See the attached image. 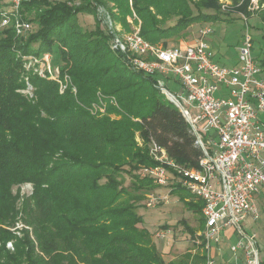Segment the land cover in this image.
Here are the masks:
<instances>
[{
	"label": "trees",
	"instance_id": "trees-1",
	"mask_svg": "<svg viewBox=\"0 0 264 264\" xmlns=\"http://www.w3.org/2000/svg\"><path fill=\"white\" fill-rule=\"evenodd\" d=\"M229 1L228 9L222 0L20 1L17 17L32 24L29 35L17 33L15 15L0 27V264L205 263V251L192 263L190 255L166 261L150 231L139 226L140 202L157 187L136 174L158 163L150 146L189 167L198 166L202 150L157 77L132 69L112 49L98 15L106 8L127 31L140 20V34L164 44L194 23L232 21L234 10L246 22L255 15L263 36L255 59L264 73V0L256 10L252 0ZM9 7L0 0V21ZM81 13L94 16V29L80 24ZM45 53L59 62L63 92L58 80L39 74L38 62L27 66V57ZM102 100L107 112L97 115L91 107ZM121 172L132 176L129 186ZM26 182L33 192L22 199L13 187ZM173 186L171 193L204 224L203 201Z\"/></svg>",
	"mask_w": 264,
	"mask_h": 264
},
{
	"label": "built area",
	"instance_id": "built-area-1",
	"mask_svg": "<svg viewBox=\"0 0 264 264\" xmlns=\"http://www.w3.org/2000/svg\"><path fill=\"white\" fill-rule=\"evenodd\" d=\"M20 1L3 10L0 27L8 25L15 15L17 33L25 34L32 24L17 17ZM100 10L112 35V49L123 53L132 69L156 76L157 87L165 95L170 92L175 97L202 150L198 166L189 167L177 163L154 143L150 154L158 163L143 165L142 176L151 178L157 187L180 184L195 199L203 201L206 264L215 263L211 244L218 242L222 230L229 226L239 236L232 245L234 253L241 252L246 264H261L256 234L248 233L243 226L246 217H258L257 195H264V76L253 54L252 34L247 29L238 48L239 63L227 66L214 59L215 53L207 41L212 33L210 27L201 28L196 41L162 46L145 39L139 29L120 36L110 14ZM27 58L31 59L30 65L43 62L46 70L39 69L40 75L49 74L60 80V70L53 74L49 53L40 59ZM65 78L70 81L68 75ZM173 82L178 83L176 91L166 86ZM65 87L61 83L62 92ZM105 108L104 100L91 107L92 111ZM170 193L171 189L164 194L148 191L147 207L168 203ZM169 233L170 230L160 228L154 237L162 240Z\"/></svg>",
	"mask_w": 264,
	"mask_h": 264
},
{
	"label": "rangeland",
	"instance_id": "rangeland-1",
	"mask_svg": "<svg viewBox=\"0 0 264 264\" xmlns=\"http://www.w3.org/2000/svg\"><path fill=\"white\" fill-rule=\"evenodd\" d=\"M6 1L9 5H13L14 1L16 0H6ZM222 1L224 3L222 6L223 9H228L231 6L230 5L231 2L229 0H222ZM251 3L252 5L250 9L256 10L259 7V0H256L255 2L252 0ZM100 8L105 9V11H107L108 13L110 12L104 7H100ZM100 8H99L100 16L98 15V17L102 18L101 26L109 33V29L106 27L105 22L103 21V16ZM109 14L112 17L114 29L120 36L124 34L126 35L132 33L137 29H139L140 31V20L138 25L132 24L131 30L127 31L123 28L120 22L115 20V18L113 17V13L110 12ZM230 16L233 17L234 20L226 21V22H216V23H208V22L194 23L182 34L178 35L177 37L169 39L168 44H164V42L162 41L154 44L167 46L172 44L177 45V44H183L185 42H193L200 37L201 28L210 27L213 33H210L207 36V41L209 42L210 47L215 50L216 53L215 60L220 64L233 65L239 63L238 48L240 47L243 37L247 33V29H248L252 34L253 38L255 39V43L253 44V54L254 57L257 59L259 57L260 44L263 42V36L261 30L256 28L257 27L256 26L257 22L255 21L256 16L253 15L251 18H249V21L247 22L244 21L243 19L245 16L238 11L235 10L232 11V14ZM78 18L80 24L84 28H88V29L95 28L96 20L93 15L81 13L79 14ZM128 19L130 22H132L131 17H128ZM167 24H170V22ZM29 33L30 32L27 31V33L25 34L29 35ZM49 62L51 64L53 74L54 75L58 74L59 62H56L51 54H50ZM27 66L30 67V64L28 63ZM39 69L46 70L45 65L41 61L40 64L37 66L36 70H38L39 72ZM261 75L264 76L263 71ZM59 79H60V73H59ZM58 81L60 82V90H61V83L64 82L61 79ZM177 84L178 83L173 82L172 84H166V86L173 90L174 87L175 88L178 87ZM24 91L26 93H29L28 91H31V87L29 89H25ZM174 91L176 90L174 89ZM31 94L32 93L30 92V95ZM116 102L117 101L114 99L113 103ZM92 112L96 113L97 115L105 114L107 112V108H105L103 111H92ZM112 116H116V115L112 114ZM141 167L136 170V174L142 178L143 176L140 172ZM119 177L124 186L130 185L132 180V176L130 174L126 172H121L119 173ZM173 187H174L173 185L168 187L166 186L163 188L156 187L155 189L152 190H155V192L159 194H164L167 193V191H169ZM13 189L14 192L20 190L23 199L24 197L30 196L32 194L33 184L31 182H26L20 185H15ZM185 193L190 194L188 190H185ZM189 198L197 201L194 197L189 196ZM146 200H147V193L145 195V198L140 202L141 206L139 207L138 210V212L139 213L141 212L140 214L143 216V222L142 224L140 223L139 226L144 225V227H146V229L150 231V233L152 234V238L155 241V243L158 245V248L162 253L164 259L167 261L171 257H174L173 259L177 260L186 255H190V263L194 261H198L197 256H199L202 251H205V241H206L204 239V235L202 234L204 230V224L201 223L202 220L200 219V214L190 210L187 207V205L184 203V201H182L177 194L170 193L168 203L162 202L153 208L147 207ZM22 225L23 224L19 222L16 225V228L21 227ZM189 227L194 229L195 235H192V233H190ZM160 228H165L170 230L168 236L162 240H159L156 237H154V234ZM11 246L12 243L9 242L8 247ZM204 264H206V261Z\"/></svg>",
	"mask_w": 264,
	"mask_h": 264
},
{
	"label": "crops",
	"instance_id": "crops-1",
	"mask_svg": "<svg viewBox=\"0 0 264 264\" xmlns=\"http://www.w3.org/2000/svg\"><path fill=\"white\" fill-rule=\"evenodd\" d=\"M213 51L215 53L214 49ZM215 57H216V53L214 59ZM223 65H227V64H223ZM233 65H237V63ZM233 65H227V66H233ZM261 117L264 118V112L261 113ZM138 139L140 140L139 137ZM256 203L259 211L258 217L257 218H253L252 216L246 217L243 220V226L248 233L256 234V242L261 250V255H260L261 264H264V195L263 194L257 195ZM238 238H239L238 233L236 232L233 226L226 227L222 230L219 241L218 242L214 241L211 244V255L215 259L214 264L217 263L246 264L243 254L241 252L234 253V251L232 250V245L238 240ZM173 258L174 257H171L167 261L173 260Z\"/></svg>",
	"mask_w": 264,
	"mask_h": 264
},
{
	"label": "water",
	"instance_id": "water-1",
	"mask_svg": "<svg viewBox=\"0 0 264 264\" xmlns=\"http://www.w3.org/2000/svg\"><path fill=\"white\" fill-rule=\"evenodd\" d=\"M167 98L174 102L178 107L182 108V105L175 99V97L169 92L166 94Z\"/></svg>",
	"mask_w": 264,
	"mask_h": 264
}]
</instances>
